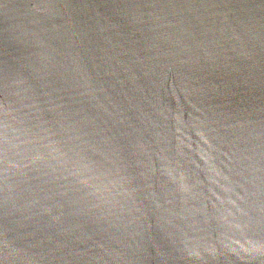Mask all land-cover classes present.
I'll return each instance as SVG.
<instances>
[{"label": "water", "instance_id": "95a60500", "mask_svg": "<svg viewBox=\"0 0 264 264\" xmlns=\"http://www.w3.org/2000/svg\"><path fill=\"white\" fill-rule=\"evenodd\" d=\"M0 264H264V0H0Z\"/></svg>", "mask_w": 264, "mask_h": 264}]
</instances>
